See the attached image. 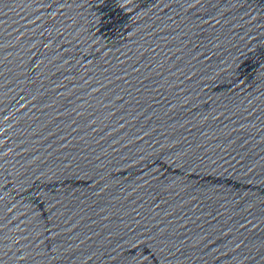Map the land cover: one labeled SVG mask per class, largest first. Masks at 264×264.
Instances as JSON below:
<instances>
[{"label":"water","instance_id":"water-1","mask_svg":"<svg viewBox=\"0 0 264 264\" xmlns=\"http://www.w3.org/2000/svg\"><path fill=\"white\" fill-rule=\"evenodd\" d=\"M0 264H264V0H0Z\"/></svg>","mask_w":264,"mask_h":264}]
</instances>
